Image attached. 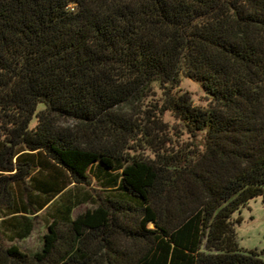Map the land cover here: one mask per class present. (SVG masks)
<instances>
[{
	"label": "trees",
	"instance_id": "obj_1",
	"mask_svg": "<svg viewBox=\"0 0 264 264\" xmlns=\"http://www.w3.org/2000/svg\"><path fill=\"white\" fill-rule=\"evenodd\" d=\"M153 83L192 150L154 148L160 120L119 110ZM258 196L264 0H0V264H264L233 217Z\"/></svg>",
	"mask_w": 264,
	"mask_h": 264
},
{
	"label": "rangeland",
	"instance_id": "obj_2",
	"mask_svg": "<svg viewBox=\"0 0 264 264\" xmlns=\"http://www.w3.org/2000/svg\"><path fill=\"white\" fill-rule=\"evenodd\" d=\"M180 93H187L191 98L193 106L201 109H207L212 106L211 98L206 94L199 83L180 76L179 86L175 89ZM162 88L153 83L150 90L145 93L143 98L132 104L120 106V111L136 122H141L149 126V120L159 119L162 124L152 128L156 134V143L154 148H158L166 153H176L178 151L192 150L193 142L199 139V136H192L170 111H164L160 114L156 109L163 102ZM36 123L35 118L31 125ZM64 124L71 125L73 121H64ZM134 146L136 147L135 143ZM152 147L142 146L141 151L144 156L153 158ZM91 207L89 203L78 206L74 209L72 217L85 208ZM240 217L241 222L235 225L237 240L240 247L244 250L264 251V204L262 197L252 198L248 203L240 208V211L234 213L233 217ZM35 226L32 233L25 239L17 241L20 249L33 253L41 248L42 236L46 231V223L42 217L35 220Z\"/></svg>",
	"mask_w": 264,
	"mask_h": 264
}]
</instances>
